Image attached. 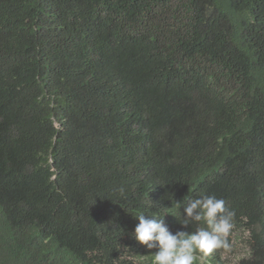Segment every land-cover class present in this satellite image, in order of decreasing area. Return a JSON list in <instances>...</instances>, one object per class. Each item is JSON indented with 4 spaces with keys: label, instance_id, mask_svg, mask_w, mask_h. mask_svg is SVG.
Returning a JSON list of instances; mask_svg holds the SVG:
<instances>
[{
    "label": "trees",
    "instance_id": "16d2710c",
    "mask_svg": "<svg viewBox=\"0 0 264 264\" xmlns=\"http://www.w3.org/2000/svg\"><path fill=\"white\" fill-rule=\"evenodd\" d=\"M201 195L264 264V0H0V264H152Z\"/></svg>",
    "mask_w": 264,
    "mask_h": 264
},
{
    "label": "clouds",
    "instance_id": "9594fccd",
    "mask_svg": "<svg viewBox=\"0 0 264 264\" xmlns=\"http://www.w3.org/2000/svg\"><path fill=\"white\" fill-rule=\"evenodd\" d=\"M187 201L183 214L180 203L173 202L177 215L174 216L184 228L195 225L192 232L173 233L165 223L164 216L138 214V224L133 237L147 249H156L151 255L152 264H196L219 249L230 248L228 237L234 227L235 213L226 206L224 199L214 195H201ZM152 202L146 200L151 208Z\"/></svg>",
    "mask_w": 264,
    "mask_h": 264
},
{
    "label": "rangeland",
    "instance_id": "374dc122",
    "mask_svg": "<svg viewBox=\"0 0 264 264\" xmlns=\"http://www.w3.org/2000/svg\"><path fill=\"white\" fill-rule=\"evenodd\" d=\"M243 246L238 242L232 241L230 248L223 249L222 256L225 262L229 264H237V259L242 257ZM238 255V256H237ZM142 260L132 259L131 264H141Z\"/></svg>",
    "mask_w": 264,
    "mask_h": 264
}]
</instances>
